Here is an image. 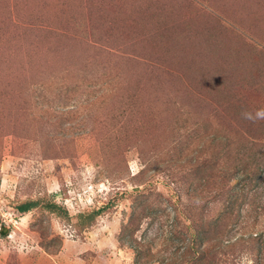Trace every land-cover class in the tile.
Masks as SVG:
<instances>
[{
    "label": "rangeland",
    "instance_id": "374dc122",
    "mask_svg": "<svg viewBox=\"0 0 264 264\" xmlns=\"http://www.w3.org/2000/svg\"><path fill=\"white\" fill-rule=\"evenodd\" d=\"M184 84L230 118L264 109V0H0V264H135L119 241L133 194L177 195L164 173L142 186L109 173L137 174L142 151H164ZM28 199L68 216L43 201L18 211ZM165 209L139 232L158 247Z\"/></svg>",
    "mask_w": 264,
    "mask_h": 264
},
{
    "label": "trees",
    "instance_id": "16d2710c",
    "mask_svg": "<svg viewBox=\"0 0 264 264\" xmlns=\"http://www.w3.org/2000/svg\"><path fill=\"white\" fill-rule=\"evenodd\" d=\"M37 85L35 82V92L39 91ZM193 87L199 90L197 85L184 84L181 90H186V96L172 102L170 139L164 151H142L144 168L137 174L109 173L112 179H130L135 186L164 173L177 195L175 200L157 189L135 192L119 241L133 249L135 264H237L244 255L252 264H264V119H248L241 111L230 118ZM208 107L212 111L202 113ZM126 112L119 110L113 116L125 117ZM126 121L123 123L129 124ZM42 201L24 200L16 208L26 213ZM43 202L47 211L68 216L67 209L56 201ZM108 205L103 202L80 213L77 225L92 226ZM214 205L218 208L212 213ZM168 206L173 209L170 243L158 247V240L139 232L146 219L162 220V212L170 217ZM0 234H8L4 223Z\"/></svg>",
    "mask_w": 264,
    "mask_h": 264
},
{
    "label": "clouds",
    "instance_id": "9594fccd",
    "mask_svg": "<svg viewBox=\"0 0 264 264\" xmlns=\"http://www.w3.org/2000/svg\"><path fill=\"white\" fill-rule=\"evenodd\" d=\"M246 118L248 119H264V109H257L255 112V117H253V115L251 113H246Z\"/></svg>",
    "mask_w": 264,
    "mask_h": 264
}]
</instances>
